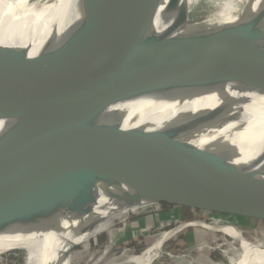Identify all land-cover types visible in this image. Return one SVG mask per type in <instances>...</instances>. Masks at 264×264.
Segmentation results:
<instances>
[{
  "label": "water",
  "instance_id": "1",
  "mask_svg": "<svg viewBox=\"0 0 264 264\" xmlns=\"http://www.w3.org/2000/svg\"><path fill=\"white\" fill-rule=\"evenodd\" d=\"M163 1H85L84 15L76 20L47 18L46 35L33 56L30 48L0 46V81H85L114 131L85 146L1 170L0 227L86 214L101 199L112 205L148 199L174 206L189 199L209 206H195L204 211L264 221V153L237 164L236 149L200 146L183 119L174 117L158 128H125L127 113L113 109L135 93L177 94L186 82L206 93L226 85L238 94L264 93V36L250 42L228 25L189 23L185 0ZM48 2L41 5L54 4ZM126 83L136 91L129 92ZM237 100L250 99L232 97L217 106L241 130L245 123L230 115ZM53 136L36 145H48ZM1 142L4 158L10 151Z\"/></svg>",
  "mask_w": 264,
  "mask_h": 264
},
{
  "label": "bare ground",
  "instance_id": "2",
  "mask_svg": "<svg viewBox=\"0 0 264 264\" xmlns=\"http://www.w3.org/2000/svg\"><path fill=\"white\" fill-rule=\"evenodd\" d=\"M46 1L0 0V46L30 48L29 56H33L40 49L47 18L54 16L57 19L64 17L76 20L84 15L83 7L85 1L89 0H49L54 4L48 2L49 4L41 5ZM166 1H163V5ZM201 1L203 0H185L189 23L200 22L205 27L228 25L250 42H256L264 36V0H205L214 8L210 17L205 19L199 11ZM81 82L76 84L63 79L0 81V112L3 113L0 118V139L1 144L6 145L5 150L10 151V154L0 158V171L12 169L33 157L79 148L114 135L92 90L85 81ZM26 87L34 88L32 90L36 94L32 90L14 92ZM125 87L129 92L136 91L135 86L130 83H126ZM234 89L233 86L226 85L216 92L206 93L194 83L186 82L177 94L166 95L159 90L149 96L135 93L132 94L131 101L116 104L113 109L127 113L123 122L125 128L138 125L158 128L174 117L183 119L196 131L194 140L200 146L218 150L225 146L232 147L237 151L234 162L239 164L264 153V93L238 94ZM232 97L250 99L237 100L230 109V115L245 123L241 130L218 110L219 103L227 104ZM74 124L78 126L76 130L71 128ZM72 130L75 131L70 133ZM52 135L57 137L52 138L48 145H36ZM16 138L18 142L14 143ZM27 144H31L30 147ZM19 147H26V150H19ZM180 201L191 208L209 207L198 201ZM157 203L155 200L141 199L112 205L104 204L101 199L98 206L86 214L64 213L55 218L2 226L0 264H3V257L9 255L15 257L17 264H72L76 258L70 254L73 248L99 236L129 216V213H146ZM220 220L229 224L218 229L230 241L225 244L227 249L222 255L226 258L225 264H264V232L259 239L249 242L231 219ZM238 222L241 224V221ZM196 226L204 231L212 228L191 221L187 225L159 234L151 244L145 243L146 246H143L138 243L137 252L124 249L111 262L152 264L160 256L162 244L166 240L183 228ZM110 245L105 247L103 256L107 254ZM92 254L90 250L88 258L91 259Z\"/></svg>",
  "mask_w": 264,
  "mask_h": 264
},
{
  "label": "rangeland",
  "instance_id": "3",
  "mask_svg": "<svg viewBox=\"0 0 264 264\" xmlns=\"http://www.w3.org/2000/svg\"><path fill=\"white\" fill-rule=\"evenodd\" d=\"M213 9L205 0L199 3V11L203 13L201 14L203 19L210 17ZM143 212L136 213L133 211L129 213V216L117 222L115 226L83 245L73 248L70 254L75 255L76 258L71 263L122 264L111 261L118 257L124 249L130 250L129 252H137L138 243L143 244V246H146L145 243L151 244L159 234L172 231L192 221L212 228L210 231H204L198 226L181 229L162 244L161 254L152 264H225L226 258L223 257V252L227 249L225 244L230 241L218 229L221 228L220 226H228L229 224L221 221L220 218L231 219L249 242L257 240L256 238L259 239L264 232V221L262 220L245 219L247 216H225V212L216 215L199 208L187 207L183 203L174 206L158 202L154 208L146 213ZM238 221H241V224ZM108 245H110L108 252L103 256L104 249ZM90 250L93 253L91 259L88 258ZM2 261L3 264H17L12 255L4 256Z\"/></svg>",
  "mask_w": 264,
  "mask_h": 264
}]
</instances>
